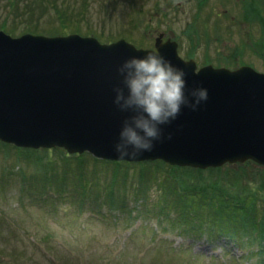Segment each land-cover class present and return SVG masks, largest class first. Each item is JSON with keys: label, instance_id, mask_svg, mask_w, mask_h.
<instances>
[{"label": "rangeland", "instance_id": "obj_1", "mask_svg": "<svg viewBox=\"0 0 264 264\" xmlns=\"http://www.w3.org/2000/svg\"><path fill=\"white\" fill-rule=\"evenodd\" d=\"M53 1L40 9L41 0H0V29L19 36L30 24L46 35L67 28L144 48L163 32L198 67L248 64L264 71V0H58L60 11H72L62 18ZM80 155L82 165L63 148L25 150L0 141V264H264V240L255 231L186 232L188 225L172 219L176 195L169 189L163 199L168 173L211 183L237 163L198 174L159 160L117 164ZM246 167L260 171L244 177L261 186L264 166ZM256 191L261 218L264 189ZM234 214L242 227V213Z\"/></svg>", "mask_w": 264, "mask_h": 264}, {"label": "water", "instance_id": "obj_2", "mask_svg": "<svg viewBox=\"0 0 264 264\" xmlns=\"http://www.w3.org/2000/svg\"><path fill=\"white\" fill-rule=\"evenodd\" d=\"M163 36L155 48H141L125 38L105 43L79 33L13 36L0 29V140L116 161L159 159L201 169L247 160L264 165V71L246 64L198 67ZM151 49L186 70L189 88L207 87L209 99L198 110L185 106L153 151L121 159L115 142L125 113L114 103L117 68Z\"/></svg>", "mask_w": 264, "mask_h": 264}, {"label": "clouds", "instance_id": "obj_3", "mask_svg": "<svg viewBox=\"0 0 264 264\" xmlns=\"http://www.w3.org/2000/svg\"><path fill=\"white\" fill-rule=\"evenodd\" d=\"M117 71L114 103L125 113L115 142L121 159H137L153 151L165 138L164 126L172 124L185 106L198 110L209 99L207 87L189 88L186 70L157 49L128 57Z\"/></svg>", "mask_w": 264, "mask_h": 264}, {"label": "trees", "instance_id": "obj_4", "mask_svg": "<svg viewBox=\"0 0 264 264\" xmlns=\"http://www.w3.org/2000/svg\"><path fill=\"white\" fill-rule=\"evenodd\" d=\"M45 2H48V0H41L42 5H36L40 9L49 7L47 4L44 7ZM58 3V0H54L50 8H53L59 18L67 16L70 12H72L65 8L60 11ZM33 10L35 11V8H33ZM33 10L32 14H35ZM32 26L33 24L28 25V28L23 32L38 33L39 31ZM70 32L78 31L73 29L68 30L67 28H63L60 31L62 34ZM4 144L11 145L7 143ZM24 149L30 150L29 148ZM84 155L76 154L79 158L78 161L80 165H82L81 163L83 162ZM249 163L254 162L247 161L245 163H237L238 168L236 170L223 171V180L211 179L209 181L211 183H186L184 176L179 177L171 175L168 177V173L166 178L169 181L165 180L167 183H163L164 181L161 183L166 185L163 199H168L169 189L176 195L175 201L170 200L175 205V208L171 210V212H173L172 219L178 220L179 223H183L185 226L188 225V230L184 229V231L192 232L193 234L197 233V235L207 233L209 236L233 237L237 236L238 229H242L243 234L248 235L250 232L255 231L256 234L264 240V215L261 218H258L255 214L258 199L261 197V195H258L256 190L264 189V183H261V186L259 187H253L250 185L248 178H245L244 175H250L249 178H255L254 176L260 171L258 170L254 173L252 172L253 174L249 173L246 167ZM169 167L177 170L188 168L172 165ZM211 169L220 170L221 168ZM195 171H197L198 174H203L205 170L195 169ZM262 178L264 180V175ZM163 202L165 203V201ZM236 212L242 213V227H238L239 222L234 219V217H237V215L234 214ZM251 227L254 229L252 230Z\"/></svg>", "mask_w": 264, "mask_h": 264}]
</instances>
